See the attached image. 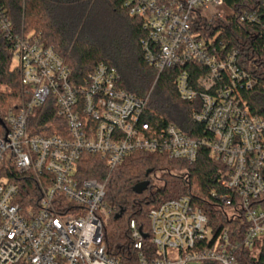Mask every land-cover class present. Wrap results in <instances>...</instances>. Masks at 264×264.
<instances>
[{"label": "built area", "instance_id": "2783aa9c", "mask_svg": "<svg viewBox=\"0 0 264 264\" xmlns=\"http://www.w3.org/2000/svg\"><path fill=\"white\" fill-rule=\"evenodd\" d=\"M124 5L143 20L141 46L157 79L166 68L190 67L182 69L177 87L183 100L201 101L193 117L204 125L203 134L192 137L175 124L153 127L145 120L150 95L123 89L118 71L104 63L83 81L73 79L42 33L17 34L0 3V26L13 41L28 95L0 131V264H121L107 254L104 242L112 214L104 202L106 181L78 175L86 153L100 155L112 172L137 151L194 162L206 146L227 166L219 180L224 192L214 195L230 206L231 218L247 225L241 237L233 241L226 229L215 238L207 215L183 195L151 209L154 253H143L145 235L131 221L139 264H242L245 249L264 243V115L253 113L240 90L257 80L239 64V49L224 51L218 34L204 35L203 25L194 30L201 24L199 10L212 20L227 18L233 9L225 0H124ZM260 12H244L241 20L264 30ZM51 96L65 132L32 133L30 117Z\"/></svg>", "mask_w": 264, "mask_h": 264}, {"label": "trees", "instance_id": "16d2710c", "mask_svg": "<svg viewBox=\"0 0 264 264\" xmlns=\"http://www.w3.org/2000/svg\"><path fill=\"white\" fill-rule=\"evenodd\" d=\"M225 1L233 9L231 15L209 20L199 10L201 24L194 30H201L203 25L204 35L218 34L217 42H224V51L240 50L239 64L249 69L257 80L253 88H240L241 94L253 113L264 115V30L256 23L241 20L242 13L255 10L262 11L260 16L264 19V0ZM0 3L17 34L42 33L46 43L69 66L73 79L83 81L104 63L118 71L123 89L139 97L150 95L145 120L153 127L175 124L192 137L203 134L204 125L193 117L201 101L183 100L177 87L182 69L190 71V67L166 68L157 79L158 70L146 62L141 46V40L146 37L143 20L130 14L124 0H0ZM13 59V41L0 26L1 132L8 127L7 114L19 110L28 98L22 74L12 65ZM191 72L198 74L196 70ZM29 124L31 132L40 135L62 134L66 126L52 96L35 108ZM226 168L224 162L211 155L209 148L201 146L194 162L172 159L160 152L137 151L112 172L100 155L86 153L78 165V175L82 179L106 181L104 202L112 208L104 225L107 254L119 259L121 264H139L140 252L133 245L131 221L145 235L143 253H154L149 213L162 202L183 195L190 196L193 204L207 215L215 238L226 229L233 241L241 237L247 225L231 218L230 206L223 205L219 196L214 195L224 192L219 180ZM159 171L162 172L160 185L152 180ZM147 180L150 181L147 189L136 193L134 186ZM119 213L121 216L116 218ZM243 252V258H239L242 264H264V244L259 252L255 249Z\"/></svg>", "mask_w": 264, "mask_h": 264}, {"label": "rangeland", "instance_id": "374dc122", "mask_svg": "<svg viewBox=\"0 0 264 264\" xmlns=\"http://www.w3.org/2000/svg\"><path fill=\"white\" fill-rule=\"evenodd\" d=\"M212 13H210V14H208V15H211ZM13 67H17L18 66V61H17V59H13ZM252 71H253V69H252ZM161 174H162V172L161 171H159V172H157L156 173V175H154L153 176V178H152V180L154 181V183H156V184H158V185H160L162 182H161V180H160V178H161ZM264 243L263 242H261V243H257L255 246H254V248L255 249H257V251L261 248V246L263 245Z\"/></svg>", "mask_w": 264, "mask_h": 264}, {"label": "water", "instance_id": "95a60500", "mask_svg": "<svg viewBox=\"0 0 264 264\" xmlns=\"http://www.w3.org/2000/svg\"><path fill=\"white\" fill-rule=\"evenodd\" d=\"M149 184H150V181H148V180L143 181V182L136 184L133 189L136 193L141 194L147 189ZM120 216H121V213L117 214L116 218L120 217Z\"/></svg>", "mask_w": 264, "mask_h": 264}]
</instances>
